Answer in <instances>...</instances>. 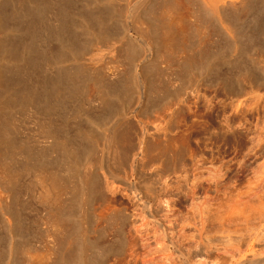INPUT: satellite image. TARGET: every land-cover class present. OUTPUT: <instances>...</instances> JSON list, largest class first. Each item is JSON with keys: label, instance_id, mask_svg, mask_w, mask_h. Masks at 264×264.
Here are the masks:
<instances>
[{"label": "bare ground", "instance_id": "1", "mask_svg": "<svg viewBox=\"0 0 264 264\" xmlns=\"http://www.w3.org/2000/svg\"><path fill=\"white\" fill-rule=\"evenodd\" d=\"M33 1L32 6L29 4L32 7L30 9L27 6L26 9H20L14 4L15 0L11 1V7L4 4L9 6L8 10L5 6L0 9V24H5L7 19L13 20L14 26L8 25L9 30L12 28L22 34L17 42L11 40L10 43L5 42L4 46L0 42V226L4 230L3 237H0L6 242L2 247L5 250L1 252L6 256L3 264H50L47 258L44 260V255L32 258L23 252L26 259L22 261L16 254L19 249L25 251L33 247L26 220L30 214L24 218L21 213L27 202V205L33 203L38 207H35L36 210L39 209V215H33L36 218L34 225L37 226V233L33 236H39L43 240L41 245L45 243L48 251L56 253L51 264H93L91 254L97 244L87 237L91 231L87 224L94 212L92 204L98 202L96 211L101 209L99 214L102 210L113 212L118 208H115L112 200L119 201L120 197L132 200L135 206L130 215L133 217V231L139 246L136 247L137 241H132L136 237L133 236L128 249V256L134 259L133 264H176L172 261L175 255L171 258L173 254L170 250L168 253L169 247L186 260L190 258L186 255L192 253L191 259L195 258V262L194 259L190 260V264H221L225 258H222L221 263L218 259L217 263L214 260L215 263H211L212 258H207V254H212L209 252L213 248L210 246L211 238L216 235L214 238L217 239V232L220 235L225 233L224 238L227 237L224 239L227 245L223 240L225 244L221 245L231 247V255H226V262L222 264L228 261L229 264H264V256H260L264 254V161L259 162L262 165L261 170L258 167L260 172L256 169L257 178L254 174L255 180L252 181V173V178L248 180L250 182L247 181L249 184L245 186L242 183L245 190L237 192L234 183L229 182L232 177L230 172L234 169H231L234 165L232 161L236 159H205L191 153L193 156L190 157L193 158L188 168L184 163L187 149L183 145L184 140L180 139L182 128L178 130L181 124L179 120L185 113L179 114L186 106L181 99L169 114H164L166 117L162 116L164 119L160 121L163 122L156 126L149 123L150 126L147 124L143 128L142 124V130L138 129V133L137 128L134 131V127L130 129L125 126L130 112L126 98L132 91L136 93V100L144 106L151 100L154 102L164 92L165 82L158 79L155 67L158 70V67L164 68L165 65V69H169L168 65L173 64L176 69L172 75L179 76L185 71L210 67L221 59L239 60L244 50L242 41L251 40L264 30V0H123L125 4L121 3L120 7V3L114 0H105L106 3L91 0L95 5L93 8H90L89 0H83L82 4L77 0L81 4L77 14L73 12L80 6L75 7V10L72 8V11L71 0H37V5ZM113 1L120 10L115 7L116 4H111ZM156 5L161 7L160 13L156 10L159 18H155L157 14L154 13L155 17L152 14ZM242 8L247 10L243 12H246L244 17L237 15ZM114 24L120 28L115 30ZM199 26L205 29L201 28L204 31L203 39L191 33L194 32L193 28ZM117 29H120L117 34L120 39L116 40V44L122 45L117 44L119 48L127 46L124 55L131 64H128L131 68L128 67L127 76L120 75L118 70L119 74H114L112 81L108 80L110 83H104L100 71L98 74L101 76L98 77L96 71L89 72L92 70L90 68L86 71L84 66L81 67L83 69L77 66L72 69L71 52L81 41V35H91L96 40L101 36L111 41ZM218 39L223 47L218 45ZM51 41L56 43L55 46L49 45ZM229 48L234 50L233 56H230L232 49L230 51ZM138 49L143 53L142 60L139 59L152 65V69L144 63L136 64L138 54H141ZM18 51L20 57L12 61L11 58ZM88 81H94L97 89L91 95L86 94L89 95L87 97L85 85ZM87 106L92 109H87ZM116 110H119L120 116L110 117L114 121H111L110 126L105 125L107 128L104 129V116ZM71 118H79L80 122L71 125ZM151 129L157 132L158 137L159 134L163 137L161 141L162 137L158 139L156 136L161 141H156L160 143L154 148L156 152L153 150L156 143H152V146L149 139L152 146L150 152L153 154L154 151L155 158L154 154L145 153L149 136L147 132L150 133ZM227 134L229 140L230 134ZM135 135L139 155L145 157L147 154L150 158V154L159 165L154 167L155 170L149 167L152 172L145 174L140 168L143 166L141 160L137 157L134 165L137 177L131 180L127 165L131 163V154L136 152L132 150ZM227 146L230 147V144ZM259 149L264 148L259 145ZM149 158V161H154ZM152 161L150 164L157 163ZM241 162L246 163L243 160ZM241 162L240 166H243ZM238 179L235 181H243ZM101 181L106 190L98 188ZM230 188L234 190V195ZM198 196L203 197V202ZM23 197L27 199L23 200ZM186 200L191 204L199 200V206L197 202L194 203V206L199 207L198 211L195 207L196 214L194 209V212L191 210L190 203L191 208L187 209L188 205L185 208ZM118 203L121 206V202ZM183 204L187 211L190 210L189 213L192 212L188 217L183 216L186 211L183 210ZM104 213L100 216H104ZM96 216L100 217L98 214ZM60 231L64 232L62 239L59 238L62 236ZM213 231L216 233L212 235ZM208 232L212 235L210 241L206 239L210 236H207ZM57 233L61 234L58 236ZM42 234L44 239L40 237ZM153 237L154 244L151 243ZM56 239L61 243L57 247ZM219 248L216 250L227 251L224 247ZM221 254H218L220 258ZM179 260L178 264L181 262Z\"/></svg>", "mask_w": 264, "mask_h": 264}, {"label": "rangeland", "instance_id": "2", "mask_svg": "<svg viewBox=\"0 0 264 264\" xmlns=\"http://www.w3.org/2000/svg\"><path fill=\"white\" fill-rule=\"evenodd\" d=\"M11 1L8 2V0H7V2H6V0H0V9H2L1 7H4L6 4L7 5L9 4V6L11 7V4H10ZM15 1H16V3H14V2H12V3L17 4L20 9L21 8L26 9L25 6H27V9L32 8L31 7L32 6L31 5L32 0H27L29 3H27V1L25 3V0H15ZM78 1L77 0H71V5H72L71 10H72V8H73V10H75L76 9L75 7L78 8L83 2V0H80V2H81V4H80ZM101 1H103L104 3L107 2L105 0H101ZM114 1H116V2L118 1L117 3H120L119 4V7H120L121 3L125 4L124 1H126V0H124V1L123 0H114ZM114 1L112 3L111 2L110 3L115 5L116 3ZM131 1H134V0H131ZM34 2H35V4L36 3L39 4V2L37 0H34L33 3ZM76 2H78L79 5H78V3L76 4ZM90 2H92V1L91 0L88 1L89 6L91 5L90 8L95 7L94 3L92 2V4H93L92 5ZM73 3H75V4H73ZM9 6H5V8L8 10ZM28 6H30V7H28ZM33 6H34V4H33ZM116 6H118V4H116L115 7ZM107 7H109V5H107ZM119 7L118 8L116 7V8L120 10ZM123 7H124V5L122 6V8ZM80 8H81V6L77 10H75L76 12L74 11L73 13H76V14L79 13L78 11L80 10ZM159 8L161 9V7H159V5H156V7L154 8L155 12L153 11V13H152L154 17H155V14H157L156 10H158L157 12L160 13ZM245 10H246V8L245 9L242 8L241 11L239 10L240 13H239V11L237 12L238 13L237 15L240 14V15H243V17H244L246 12L245 13H243V12ZM161 11H163V9ZM241 12H242V14H241ZM159 16L160 15L157 14L155 18H157V17L159 18ZM241 18H242V16H241ZM4 23L5 24H2V25L0 24V42H1V44H3V46H4L5 42H6L5 44L10 43L11 40L14 42H17L18 39L20 38V35H22V34H20L21 32H19L18 30H12V28H10V30H9V28H8L9 26H11V27L14 26L13 20L7 19L6 22H4ZM199 27H195L196 30H195V28H193L194 32H191V33L196 34V35L200 36L201 39H203V37H204L203 36L204 31L203 30H205V29L202 26L200 28ZM116 28H120V26L116 24V27H115V24H114V29L116 30ZM119 30L120 29H117L115 37L112 36L114 39H111L112 37L111 38L108 37L111 39V41H109V39H107L106 37H105L106 38L105 39L103 36H102L103 38H100L101 37L100 36L96 40V39H94V37L92 38L91 35H87V36H86V34L81 35L82 36V38L80 36L81 41L80 40L78 41L79 43H77L76 48L74 49L73 53L71 52V60L70 61H71L72 69L77 68V67H79V69H80L82 66H84V67H86V71H89L90 69H92L89 72L93 73L94 71H96L97 74L101 72L100 74H102L103 76L98 74V77L101 76L100 78L101 79L103 78L104 83L105 82L110 83V81H112L114 79L113 75L116 73L119 74V72H120V75L122 73L123 76L124 75L127 76L128 71L130 70L129 68H131L130 67L131 64L127 61L128 59H127L126 55H124V54H126L124 50H127L126 49L127 46H123L124 48H121L122 45L120 43H117L118 46L121 45V47H120L122 49L121 50L116 44V42H117L116 40H118V38L120 36V35H117L120 32ZM260 34L257 35V37L254 35L255 36V37L253 36L254 39L252 37L251 40L248 39V40L242 41V44L244 47L243 49L245 51L242 50L243 53L241 52V57L239 60L232 59V61H227V60L223 61L221 59L218 63L215 62L216 64L214 63L210 67L205 66L204 68L195 69L191 72L185 71V73L182 71L183 72L181 74L182 77H180L181 75H179V76L175 75L176 77L174 75H172L173 73H175V71H173V70L176 69L175 66H172L173 64L168 65L169 69H167V67H166L167 71L165 69V65H164V68L158 67V70L155 67L154 71L156 69L155 74L158 73V79H162L165 82V84H164L165 89H163L164 92H162L163 95L161 94L160 95L161 97L157 96V98L154 102L152 100L151 101L149 100L150 102H148L147 105L144 106L138 99L136 100V98H137L135 96L136 93H135V91H132L133 95L130 93L131 96L129 95L126 98V103L127 102L129 103V104L128 103L127 104L129 105L128 109L130 108L128 111H130L129 113L131 114V117H130V114L128 113L127 114V116H128L127 121L128 122L125 120L126 121L125 126L128 128L130 127V129H131V127L133 129V127H134L133 130L134 131L137 130L136 131L137 133L139 131L138 129L141 128L140 129V131H141L142 127L143 128L145 126L147 127L149 125V123L151 124V126L152 125L156 126V125H158L159 122H163V121H160L161 119L162 120L164 119V117H162V116L169 114L175 108V106L179 103L177 101L182 100L183 102L186 103V104L185 103H183V104L187 106V109H186V106H184L185 110H187V113L184 110V108H183L184 112L182 111V113L181 112H180V114L178 113L180 116L183 113H185L184 115L181 116V117L184 116L183 118H181L179 116V118H181V120H183L182 122L178 118L179 123L182 124V126H181V124L179 125L180 128L178 130H180L182 128L181 132L183 134H182V136L181 135L180 136L183 138L180 137V139L184 140L183 145H185V150L187 149V153L185 152L186 155H184L185 165L187 167L188 166L190 167V165H191L190 159L193 158V157H190V156H193V155H191V153H194L195 157H197V156L198 157H205V159H210V158H215V157L216 158L217 157L218 158L223 157L224 161H227V159L229 160V158L230 159L232 158V160H234V161L236 159L237 164L235 163L236 161L235 162L232 161V163H234V165L231 169H233V168L234 169L232 170V172H230V174L232 175V177L231 176L230 177L232 179L230 178L229 182H231L232 184L233 183L235 184V185L233 184V186L236 187V189L234 188L236 190V192L245 190L243 185L250 182L248 180L250 179L249 177H251L252 173H253L252 177L254 176L253 178L251 177L252 181L255 180V175L257 178L258 174H256V173H258L257 171H259V168H260V170L262 168V165L259 164V162L264 161V159L261 160V156L263 158V155H264V153H263L264 149L261 150L262 147H260L261 149H259V145H262L264 148V30ZM89 36H91V37H89ZM214 37L216 38V36H214ZM91 38H92V40H91ZM101 39H105L107 41H105V40L101 41ZM252 39H253V41H252ZM221 40L219 41V39H218V45L220 47H223V46H221V44H222ZM108 41L110 43H107ZM247 42H248V44H246ZM250 42H252L253 45H252V43L250 44ZM55 44L56 43L54 41H51L49 45L55 46ZM245 46L247 47V49H245L246 48ZM0 47H2V46L0 45ZM229 49L231 51L232 48H229ZM214 50H215V47H214ZM230 51L228 50L227 53L230 54L232 52L230 54V56H233L232 54L234 53V50L232 49V51L231 52ZM0 52H2L1 48H0ZM19 52L20 51H18V54L15 53L14 54L15 56L13 55V57L11 58L12 61H15V59L17 60L20 57ZM139 52H141V50H139ZM177 53H179V52H177ZM0 54H2V53H0ZM142 54H143L142 52H141L140 56L138 54V58L136 60V64H138V65L144 63L141 61L143 58V56H141ZM0 56H2V55H0ZM124 57H126V58H124ZM139 57L141 60L139 59ZM144 65L148 66V67L150 66L151 69L153 68L152 65L147 64V62L144 63ZM75 66H77V67H75ZM114 67L116 68V71L114 70ZM83 68H81V69H83ZM170 68H171V70H170ZM112 69L114 70V72H112L113 71ZM118 70H119V72H118ZM164 71H166V73ZM170 71H172V72H170ZM167 72L171 73V74H168ZM109 73H110V75H109ZM164 75H165V78H164ZM168 75L169 76L171 75V77H169ZM106 76L109 77L110 79H108ZM159 76H160V78H159ZM165 79L167 81H169L170 83L166 82ZM108 80H110V81L108 82ZM172 81H173V83H172ZM93 82L94 81H91V82L88 81V83L86 82L87 85L89 84V86L85 85V90H88L87 92H85V95L86 94L91 95L93 92L96 91L97 85L94 83L96 85L95 86L93 84ZM166 84H168V85H166ZM79 85H81V83ZM165 85L166 86L170 85V86L168 88ZM168 90H169V93H168ZM172 90L175 91V93L172 92ZM164 93H166V94H164ZM172 93H173V97H171ZM168 94H170L169 96L171 98L169 96H167ZM170 101H171V103H170ZM151 102H153V103H151ZM130 106H132V107H130ZM87 109L91 110L92 107L87 106ZM109 113H110V115H109ZM119 116H120L119 110L118 111L117 110L111 111V112L109 111L108 115L104 116V119H106L107 121L106 120L104 121L105 124L102 127L104 129H106L107 128L106 126H110L112 124L111 121L112 122L114 121L113 119L111 120V118H117ZM132 116L134 118H132ZM108 118L110 121L108 120ZM227 118H229V121H227ZM74 119L75 118H73V119L71 118V120H72L71 125H74L76 122L77 123L80 122L79 118H76L75 121H74ZM176 120H177V118H176ZM153 122L154 123L157 122V123L154 124ZM81 123H82V125L84 124L82 121H81ZM126 124L131 125V126H128ZM177 124H178V122H177ZM141 125H142V127H141ZM102 127L100 129H103ZM159 127H160V125H159ZM135 128H137V129L135 130ZM157 129H159V128H157ZM152 130L153 129H151L150 133L147 132L149 134V136H147L148 142H146L147 143L146 144L147 151L145 153H147V154H148V152H150L152 150V146H153L152 143L155 144L156 141L159 139V137H162V136H160L161 134H159V137H158L157 136L158 134L156 135L157 132L156 133H155V131L152 132ZM227 132L230 134L229 140L227 137L228 136ZM176 133H177V131H176ZM150 134L153 136L155 135V137H152ZM156 136L158 139H156ZM149 137H151L153 139H151ZM149 139L151 140L152 146L150 145ZM135 140L136 141L138 140V139H136V135H135V139H134L133 147H132V150H134L136 152L133 153V151H132L134 156L131 154V163H129V165H127L129 167V170L128 171L126 170L128 174L130 173L129 175H131L130 176L131 180H134V178L137 177L136 172L134 170L135 169V166H134L135 160H137V157H138V159L141 160L140 163H141V166L142 165L143 166L140 168L142 169L143 172L145 171L144 172L145 174L152 172L151 169L154 167L156 168L157 165H159V162L156 159H154L155 158L154 148H156V146L160 143H156L155 146H153L154 158H153V156H151V155H153V154H151L152 151L150 152L151 155L149 154V156H150V158H149L147 156V154H145L146 156L144 155L145 157H143V156L141 157L139 155L140 150H139V147L137 146L138 143ZM160 140L162 141L163 137ZM160 140H158V141H160ZM134 143L135 144L137 143V144L135 145ZM163 144H164V142H163ZM163 144L161 143V145H163ZM229 144H230V147L227 146ZM147 157L149 159L153 158L154 161L157 162V163H155L156 165L152 163L153 164V166H152V164H150L152 160L149 161ZM240 159L243 160V162L245 161L246 163H242ZM246 159H247V161H246ZM238 160H240V161H238ZM145 161L147 163H145ZM154 161H152V162H154ZM248 161L251 162V163H249V166L247 164ZM239 162H241V165H243L244 167L240 166ZM256 163H258L261 166H259ZM130 164L133 166H130ZM148 164H149V166H148ZM167 164H169V161H167ZM167 164H166V167L168 166ZM244 164L245 165L247 164V165L245 166ZM163 165L165 166V163ZM149 167L151 169H149ZM155 168H154V170H155ZM256 169H257V171H256ZM164 170H166V169H164ZM237 170L239 171V173H238V175L235 176V173L237 174V172H238ZM241 170L243 173H241ZM233 175L235 176V178L233 177ZM101 177L103 178V174L101 175ZM236 178L237 179L239 178L238 180H240V181L246 180V182L244 183L243 181L242 182L235 181ZM100 183L103 184L102 181ZM242 183H243V185H242ZM102 184H99L98 188L99 187L104 188V184H103V186H101ZM232 184H229L230 187ZM233 186L231 188H233ZM242 186H243V188H242ZM245 186H247V184ZM231 188H230V190H231ZM104 190H106V189L104 188ZM233 191L234 190H231L232 194L234 195L235 192L233 193ZM201 195L202 194H200V196ZM200 196H198V199L201 200V202H203L202 201L203 197H200ZM25 199H27V198L23 197V200H25ZM187 199H189V198H187ZM113 201H115L116 203H118L120 201L121 206L119 203H118L119 204L118 205V204L114 203ZM119 201H118V199H117V201L112 200V203L116 205L115 208H118V209H116L113 212H111L109 210H106V211L102 210V211L106 212V213H104L101 211L100 214L104 213V216L101 215L102 217L98 213L101 209L100 210L97 209L99 211H96V208H99L98 202L96 201L97 204L95 202H93V204L94 203L96 204V205L94 204L95 208L93 207V204H92V208L94 209V210L93 209L92 210L95 213L92 212V217L90 220L91 223L89 222L87 224L88 226L90 225V230H91L87 233V237L89 239L91 238L90 240H93L97 244V247L94 248L92 251L93 256L91 254V257H92L91 260L93 259L92 260L93 264H133V262H134V259H132L128 256V249H129L131 238L133 236H136V237H133L132 241H137V235H135L136 233L133 231V229H134L133 217L130 215L131 212L134 210L135 206H134L132 200H129V199L124 198V197H120ZM198 201L196 200L195 202H193V204H191L192 202L190 203V201L185 202L184 203L186 206L185 208H187V205H188L189 208H187V209H190L191 208L189 206V203H190L192 205L191 210L193 211V209H194V211H196L195 207H197V206H194V205L198 203V206H199L200 203ZM27 204H28V202H27ZM27 204L25 205V207L21 213H22V217L24 216V218L27 217V214L28 215L30 214V216L32 217L31 218L30 216H28L30 218L27 217L26 220L28 221V233H30L28 235L30 237L31 244L33 243V245H32L33 247H31L30 249H27L25 251L24 250L21 251L19 249L16 254L20 258V260H22V261H25V259H26V257H24L23 252H27L28 256L32 257V258H35L37 256L39 257V255H44L43 256L44 260L47 258V260H49V263L51 264L55 260V259L54 260H51V259L55 257L56 253L48 251L47 250L48 248L46 249L47 246L45 243H43V245H41V242L43 240H40L39 236L37 238H34L35 236H33L37 233L36 232L37 226L35 227L36 224L34 225V222L36 221L35 217H37V215H39V212H38L39 209L36 210V208H38V207L36 205H34L33 203H30V205H27ZM31 204H32V206H31ZM184 204H183V208H184ZM205 205L208 206V203H206ZM225 205L226 204H224V206ZM122 206L124 208H121ZM193 206H194V208H193ZM185 208L183 209L184 211L186 210ZM225 208L227 210V207H225ZM198 209H199V207H197V211H198ZM108 211L110 212L109 214H108ZM188 211H190V210H188ZM188 211L186 213H189ZM197 211L195 212V214L197 213ZM23 212H25V213L27 212V213L24 214ZM185 212H183V216L185 215V217L186 216L188 217L190 215V213H192V212H190L189 214L186 215ZM96 214H98V216H100V217H97ZM30 219H33V220H30ZM9 220H10V222H12V219L10 217H9ZM31 221H33V223ZM208 226H210V225H208ZM207 229H209V228H207ZM210 231L211 230H209V232ZM151 232H153V231H151ZM151 232H150V234L152 237L153 234ZM209 232L207 233V236H209V235L210 236L209 237L206 236L207 241H210L209 239L211 238V236L216 233V232L214 233V231H213V233H211L212 234L211 235V234H209ZM0 233H2L0 236L4 235V230H3L2 226H0ZM41 233H42V230H41ZM217 233H218L217 239H219L216 242L217 244L214 243L217 240L214 238V236H216V235L213 236V238L215 240L214 242H213V238H211L212 239L210 241L211 245H210V243L207 242L211 247L213 246V248L209 247L210 250L211 249L213 250V251L209 250V252H212L213 255L209 252H208L209 254H207V256H208L207 258H209V257H210L209 259L212 258V260H210L211 263H215V262L217 263V259L220 260L218 262L221 263V261L224 258L225 259L222 261V263L224 261L226 262L227 257H225V256L231 255L230 254L231 250L229 251V249H231L230 245L225 246V245H227V241L224 240L225 238L227 239L226 236L224 238L225 233L221 234L223 237L220 235L219 232H217ZM60 234L57 233L58 236ZM63 235H64V232L62 233V236L60 235L59 238L63 237ZM219 235L221 236V239L219 238L220 237ZM156 236H157V234H155V237ZM2 237H0L1 241H3L1 239ZM40 237L42 239H44L43 234ZM56 240H55V242H57V244H56V247H57L61 243H60L59 239H56ZM222 240L226 244L223 243ZM151 241H152L151 243L154 244V237L152 238ZM3 242H5V239ZM3 242H1V243L3 244ZM218 242L220 244H218ZM1 243H0V250H1L0 255L2 254L1 256L3 258L0 256V264H3V261L5 260L4 258L6 256L3 255V253H1V252H4L5 248L3 249L2 247L6 244V242L3 245ZM221 243L225 244V245H221ZM213 244H215V245H213ZM137 246H139L138 241H137L136 247ZM214 246H216V247L214 248ZM217 246L220 247L219 249L224 247L229 252H227L226 250L223 251L224 253L226 252V254L224 255V257H222V255L224 253L220 252V250H216L218 248ZM169 250L173 254L171 256V258L175 255L174 257H176V259L178 258V260L179 259L181 260V262H180L181 264L183 262L190 264V263H192L193 259L195 262V258L191 259L192 253H191V255L189 254L188 256L185 254L186 257H188V258L190 257L189 259L186 260V258L184 256H180L178 254V252H176L173 248L169 247L168 251ZM214 250L216 252L218 251L219 253L217 252V254H216V252ZM170 251L168 253H170ZM221 253H223V254H221ZM218 254H221L220 255L221 258L219 257ZM211 255H212V257H211ZM260 256H264V254H262ZM174 257H173L172 261H174L176 264H178V262H177L178 260L175 261L176 259ZM215 257H216V259H215ZM228 258H230V257H228ZM183 259H184V261H183ZM209 259H208V261H209ZM190 260H192V261L190 262ZM213 260L215 262H213ZM229 260H231V259H229ZM227 261H228V259H227ZM229 263H230V261L227 262V264H229Z\"/></svg>", "mask_w": 264, "mask_h": 264}]
</instances>
